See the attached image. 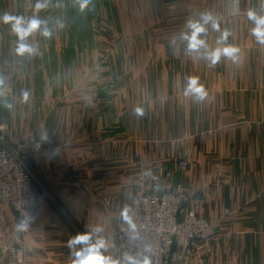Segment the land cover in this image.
Segmentation results:
<instances>
[{
	"label": "rangeland",
	"instance_id": "obj_1",
	"mask_svg": "<svg viewBox=\"0 0 264 264\" xmlns=\"http://www.w3.org/2000/svg\"><path fill=\"white\" fill-rule=\"evenodd\" d=\"M36 2L0 0V16L45 21L25 41L37 53L23 57L0 22V92L11 105L0 103V122L36 192L27 217L0 209L7 262L71 264L68 241L97 224L105 254L120 257L122 210L140 190L167 186L179 215L196 213L213 233L175 244L172 264H264V45L247 16L264 15L261 0H239V12L235 0H91L83 11L77 0H41L39 11ZM203 12L220 23L200 36L207 50L225 46L216 41L227 30L236 62L210 67L205 49L188 52L181 33ZM188 76L203 100L185 96ZM3 209L30 227L18 232Z\"/></svg>",
	"mask_w": 264,
	"mask_h": 264
},
{
	"label": "built area",
	"instance_id": "obj_2",
	"mask_svg": "<svg viewBox=\"0 0 264 264\" xmlns=\"http://www.w3.org/2000/svg\"><path fill=\"white\" fill-rule=\"evenodd\" d=\"M34 182L33 173L7 143L0 122V209L8 206L22 217L31 214L36 198ZM179 207L180 198L172 187L166 186L162 191L140 190L129 211L139 238H131L132 233L123 221V227L116 232L121 256L142 252L148 245L154 264H172L175 244L190 248L197 240H210L213 233L208 222L194 212L179 215Z\"/></svg>",
	"mask_w": 264,
	"mask_h": 264
},
{
	"label": "clouds",
	"instance_id": "obj_3",
	"mask_svg": "<svg viewBox=\"0 0 264 264\" xmlns=\"http://www.w3.org/2000/svg\"><path fill=\"white\" fill-rule=\"evenodd\" d=\"M80 3V10L83 11L90 3L91 0H77ZM237 7L234 12H239L238 3L239 0H235ZM261 5L264 6V0H261ZM46 7V3H42L41 0H37L35 9L37 11ZM248 19L254 22L255 26L251 29V35L256 38V42L260 45H264V15H258L256 11L249 9L247 12ZM0 22L4 24H10L12 32L17 37V47L15 54L23 57L25 53L32 56L37 53V48L29 45L25 41L37 30L41 29V25L45 24L38 18H31L25 21L23 16H13L8 13H4L0 16ZM211 24L212 29L220 31V23L218 18L214 17L211 12H203L200 14L198 20H189L187 22V28L190 32H182L181 38L186 40L188 52H198L201 48L205 49V52L201 54L200 58L209 61L210 67H215L221 57L230 58L233 62L238 60V53L240 48L235 45L227 44V38L230 33L227 30L221 32L220 37L217 39V45H225L223 47H216L208 51V45L206 41L200 38L202 33L207 32L206 25ZM41 35L45 38H51V31L44 27L41 31ZM187 84L184 89L185 96H192L194 100L201 101L207 95L203 84L199 83L198 76H188ZM4 87V79L0 77V89ZM28 92L22 93L23 100L28 99ZM0 103L4 107H11L2 92H0ZM138 114H142L141 110H137ZM46 139V137H42ZM122 219L128 225V231L132 233V239H138L139 233L137 231V225L133 222V219L129 215V210L125 207L121 212ZM30 227L29 223L25 219H21L16 228L18 232L26 231ZM104 227L102 225H95L90 227L88 231L82 234H77L68 241V247L70 249L71 264H154L152 259V250L148 245L144 246L142 252L137 253H124L120 257H114L112 255H106L110 245L108 239L102 235ZM76 245H83V247L76 248Z\"/></svg>",
	"mask_w": 264,
	"mask_h": 264
},
{
	"label": "crops",
	"instance_id": "obj_4",
	"mask_svg": "<svg viewBox=\"0 0 264 264\" xmlns=\"http://www.w3.org/2000/svg\"><path fill=\"white\" fill-rule=\"evenodd\" d=\"M6 212V214H4L3 212ZM9 211H7V210H5V209H3L2 210V217H3V220H8L9 222H10V220H11V224H12V222L13 221H15V223H16V217H15V215H12L11 214V217H10V213H8ZM17 224V223H16ZM14 234H16V230H14V232H13ZM5 236H4V233H3V229L2 230H0V264H9L8 262H7V255H6V251H5ZM32 253V252H31Z\"/></svg>",
	"mask_w": 264,
	"mask_h": 264
}]
</instances>
